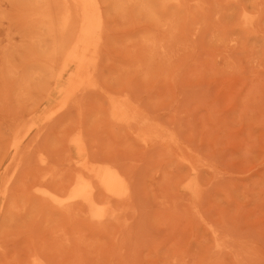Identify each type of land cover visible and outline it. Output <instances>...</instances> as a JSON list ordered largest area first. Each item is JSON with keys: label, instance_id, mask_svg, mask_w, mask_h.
<instances>
[{"label": "rangeland", "instance_id": "1", "mask_svg": "<svg viewBox=\"0 0 264 264\" xmlns=\"http://www.w3.org/2000/svg\"><path fill=\"white\" fill-rule=\"evenodd\" d=\"M23 1L0 0V161L6 150L11 149L12 143L16 142L18 158H15L13 164H16L17 169L19 166L20 170H26V163L21 164L25 149L30 153L27 158L40 165L39 172L43 166L49 165L48 169H43V174L49 177L56 174L57 177L64 172V158H70L76 164L81 162L82 158L76 153V149L70 146L66 151V148L73 138L80 137L83 129H87L85 132L88 131L89 138L86 133L81 136L86 135L94 147L91 144L86 145L89 144L86 138H80L87 147L85 149H90L87 151H91L89 155L96 153V150L104 158L107 156L113 159V155H118V158H123L117 161L119 169L122 164L123 170L128 167L133 173L134 176L129 173L130 176L126 173L127 170L124 172L128 175L126 178L130 176L131 179L127 178L129 182L134 180L132 183L137 187L134 190L137 201L136 198L133 200L137 202V206L130 198L129 209L127 204L123 206L124 209L120 206L117 211L118 207L115 208L118 216L121 209L124 211L115 224L120 225L125 234L131 233L122 235L119 226L120 234L126 237L120 236L114 223L112 227L102 226V229L97 218L92 219L93 225L81 218L64 221L42 208L38 199V196L44 195L53 187L50 189L49 186H41L42 183L37 178L35 186L30 185L34 183L30 182L32 176L29 173L32 172V167L37 168L38 165L30 161L33 164L26 165L30 170L29 173L26 171L27 177L24 178L21 173L16 178L18 181H11L10 187L16 198L13 196V201L10 197L8 202L4 201L6 196L1 195L8 172L0 168V253L5 252L3 254L6 255H0V264H28L27 259L34 253L36 263L43 261L41 257L44 255L50 258L43 264H264V0H170L165 3L148 0L146 8L136 5L140 2L131 0H105V8L101 4L104 0H99L101 15L104 14L102 18H105L104 26L109 24L106 29L111 32L107 29L106 33L105 29L104 35L101 33L103 28L100 27L93 34L94 46L89 53L92 57L89 74L74 83L72 95L68 91L73 81L70 77L73 67L69 65L59 74V57L51 52L55 48L54 34L57 38L56 33H59L57 31L65 15L61 0L57 1L62 8L59 9L60 6L57 5L56 11H53V15L59 13V17L57 15L55 21L50 16L53 17V23L56 22L54 24L48 17L52 14L48 13L52 11V7L50 11L42 4L39 7L35 0H30L28 6L32 4L35 8L29 11L31 6L28 7L26 2L29 14L23 7V3L29 0ZM24 12L31 20H49L48 24L42 21L37 22V25H33L35 21L27 23L26 19L30 20L29 17L24 20L21 18L22 15L27 17ZM107 14L109 18H106ZM74 16L75 14L73 19ZM75 17L79 19L77 15ZM102 18L100 26L103 23ZM50 21L53 24L51 26ZM77 24L75 21L71 24L74 25L73 30ZM48 26L53 32L47 30ZM30 33L36 35L31 36ZM103 39L105 40L102 41ZM133 41L139 44H133ZM58 43L55 41L54 44ZM101 44L105 45V49L100 47ZM129 44L133 45V49L129 48L132 52L127 49ZM31 48H35L42 55L46 54L45 57ZM135 48L140 53L141 60L133 53ZM43 50L44 53H41ZM46 50L56 57V62ZM141 53H146V56ZM132 54L137 57L135 61L134 57L131 58ZM34 59L36 62L33 63ZM96 65L98 68L103 67L102 70L97 71ZM52 72H55V76L53 74L51 77H55L56 84L52 91L53 96L44 92L47 90L45 83L49 82L51 77L48 76ZM38 82L46 87L39 86ZM56 88H62L61 92H55ZM128 88L131 92H128ZM85 91L87 96L84 95ZM79 93L84 96L76 97ZM129 93L140 99L137 101L134 98L137 102L133 104L134 100ZM68 95L66 102L69 104L63 103L64 107H61V99ZM83 97H89V100L85 101ZM174 100L178 106H174ZM137 103L138 106L141 103V108L137 107ZM123 105H128L132 110L134 107L136 110L138 108L137 112L145 115L148 122L122 119L119 111ZM70 106L72 110L68 108ZM106 106L110 108L107 109ZM143 107L151 111L148 113ZM62 110H65L66 115ZM175 111L179 112L178 121V113ZM60 112L63 117L61 115L57 118ZM154 115L163 117L161 120L164 124H160L161 120L155 122ZM53 119L59 124L55 123L53 126L56 122ZM173 120H176L175 123ZM73 123L74 129L65 126H74ZM130 123H135L139 131L135 124L132 128L137 131L130 128ZM117 124L123 126V129L117 127ZM172 127L177 128V131L175 128L171 129ZM70 129L75 131L71 135L68 133ZM63 132L69 135L68 138L61 134ZM60 136L63 138L60 139ZM156 137L169 143L177 140L175 148L168 151L156 145L152 146ZM64 138L66 143L63 142ZM36 139L41 141L37 140L36 143ZM36 144L42 145L44 152ZM183 146L185 149H182ZM20 147L23 150L19 151ZM146 148H150L151 153ZM151 148L159 149L152 152ZM144 150L146 153H142ZM67 153L68 157L65 155ZM61 154L67 157L61 159L65 163L58 160V156H63ZM171 154L173 158L178 157V160L174 158L171 162L168 158ZM36 158L38 161H35ZM56 158L58 162L55 161ZM26 159L23 161L27 162ZM183 163L185 165L182 166ZM125 164L127 167L123 168ZM188 165L197 167L199 173V184L193 186L194 191L185 188L178 181ZM175 168L177 171L180 169V174ZM38 171L36 173L39 174ZM17 172L14 176H17ZM165 172H168L167 175L171 172L177 176L173 174L175 177L172 178L168 175L169 178L166 175L167 180ZM19 178L26 181L21 182ZM127 179L126 193L132 197L130 188L136 187L129 184ZM20 185L31 194V198L27 193L23 194L25 197L22 194V197H17L22 191ZM32 195H36V201ZM61 195L62 193L57 196L60 203L68 200L67 193ZM126 208L128 211L132 208L130 211L135 213L133 215L130 212L132 217L129 216L131 220L136 216L133 222L127 219L130 213L127 215ZM107 210L105 213L112 209ZM126 227L131 228L133 233ZM211 228L217 231L216 239L212 236Z\"/></svg>", "mask_w": 264, "mask_h": 264}, {"label": "bare ground", "instance_id": "2", "mask_svg": "<svg viewBox=\"0 0 264 264\" xmlns=\"http://www.w3.org/2000/svg\"><path fill=\"white\" fill-rule=\"evenodd\" d=\"M52 1H57V0H35V2L38 4V6H39V4H42V6H45L44 8H47L48 10H50V8L52 7V11L51 12H49L48 11V13L50 14V13H52V14H50L48 17H50L51 15L54 17V20H55V17L57 18V15L59 14H55V16L53 15L54 13H53V11L55 10V9H57L56 8V6L58 5V6H60V8L59 9H61L62 8V6L61 5H63V8L65 9V15H64V18H63V20H62V23H61V25H60V27L58 28V31H57V29H56V31L57 32H59V33H56V34H58V35H56L57 36V38H59V41H58V39L55 37V34H54V37L53 38H55V40H54V43H55V41L56 42H59L58 43V45L57 44H54L53 43V39H52V37H51V39H52V42H51V46H53V47H55L54 49H52V53H53V55L54 56H56V57H59V60H60V62H58V64L60 65V63H61V66H60V68H59V74L60 73H62V71L64 70V69H66L69 65L70 66H72L73 68L70 70L71 72H70V74H71V79L73 80L72 82H71V88H70V90L68 91V93H70V95H72L73 94V89H75L74 87V83H76L80 78H82V79H84L85 77H87L88 76V74H89V69H90V66H91V60H92V57L91 56H89V53H90V51H91V49L93 48V46H94V40H93V34L95 33V32H97V31H99L100 30V27H102L103 28V32L101 31V33H104L105 31H106V33H107V29H106V27H107V25H109V24H105L106 25V27L104 26V17L102 18V15H104V14H102L101 15V11H100V6H99V0H59L60 2H61V5L60 4H58L59 2L57 1V2H55L56 3V5H55V3L54 2H52ZM126 1V0H125ZM131 1H133V2H135V3H137V2H140V4H136V5H140L142 8L144 7V8H146L147 6H148V0H131ZM161 3H165V2H167V1H170V0H159ZM172 1H175V2H179V1H181V0H172ZM22 2H24L23 0H22ZM26 2H28L27 3V6H28V4L30 3V0L29 1H25V4L23 3V7H25L26 8ZM32 2V1H31ZM109 2H111V0L109 1ZM109 2H107V4L109 3ZM122 2V1H121ZM53 3H54V5H53ZM123 3V2H122ZM52 4V5H51ZM101 4H104V6H105V0H104V3L103 2H101ZM106 4V5H107ZM110 4V3H109ZM142 4V5H141ZM155 4V3H154ZM51 5V6H50ZM31 6V7H30ZM30 6H28V7H30L29 9H28V7L26 8V11H31V8L32 9H34L33 8V6H32V4H30ZM50 6V7H49ZM65 6V7H64ZM103 6V7H104ZM112 6V5H111ZM115 6V5H114ZM171 6V5H170ZM22 7V8H23ZM40 7V6H39ZM107 6H105V8H106ZM125 7V6H124ZM131 7V6H130ZM129 7V8H130ZM156 8V7H155ZM162 8V7H161ZM166 8V7H165ZM164 8V9H165ZM24 9V8H23ZM28 9V10H27ZM118 9V8H117ZM116 9V10H117ZM167 9V8H166ZM25 10V9H24ZM73 10L75 11V12H73ZM105 10V9H104ZM103 10V11H104ZM157 10V9H156ZM23 11V10H22ZM29 11L27 12V13H29ZM41 11V10H40ZM56 11V10H55ZM54 11V12H55ZM154 11V10H153ZM162 11H165V10H163L162 9ZM161 11V12H162ZM61 12V11H60ZM144 12V11H143ZM25 13V12H24ZM27 13H25V14H27ZM62 13V12H61ZM108 13V12H107ZM248 13V12H247ZM30 14V13H29ZM75 14V16L77 15L78 16V18L79 19H76L77 17H75L74 16V18L75 19H73V15ZM36 15V14H35ZM38 15V14H37ZM112 15V14H111ZM246 15V14H245ZM23 16V17H22ZM21 16V18H23L22 20H24V19H26V18H30V16H28V14H27V17H25V15H22ZM32 17V19H33V16H31ZM41 17V16H40ZM53 17H50V19L52 18L53 19ZM58 17H59V15H58ZM109 18V16H108V14L106 15V18ZM38 18V17H37ZM101 18L103 19V23H102V25L100 26V24H101ZM41 19V18H40ZM39 19V20H40ZM51 19V21H52V23H53V20ZM111 19V18H110ZM28 22L27 23H29V21H31V23H33L32 21H35V20H31V18H30V20L29 19H26ZM37 20V22H40V21H42L43 22V20H40V21H38V19H36ZM78 20V21H77ZM157 20V19H156ZM49 20H47V21H44V22H46V24H48L47 22H48ZM51 21L49 22V25L50 24H52L51 23ZM56 21V20H55ZM78 22V24H77V26H75L74 28H75V30H73V26L74 25H71V24H73V22ZM36 21L33 23V25H37L38 23H37ZM41 22V23H42ZM43 22V23H44ZM26 23V24H27ZM36 23V24H35ZM54 23H56V22H54ZM53 23V24H54ZM151 23H153V22H151ZM52 24V25H53ZM154 24V23H153ZM30 25V24H29ZM57 25V24H56ZM156 25V24H155ZM158 25V24H157ZM27 26V25H26ZM41 26V25H40ZM44 26V25H43ZM51 26V25H50ZM29 27H31V26H29ZM29 27H27V28H29ZM42 27V26H41ZM49 27V26H48ZM47 27V28H48ZM54 27V26H53ZM105 27V28H104ZM109 27V26H108ZM158 27H160V29H161V26H160V24H159V26ZM32 28H35V27H32ZM39 28V27H38ZM46 28V29H47ZM56 28H57V26H56ZM153 28H155L154 26H153ZM53 29H55V28H53ZM106 29V30H105ZM148 29V28H147ZM147 29H146V31H147ZM27 30V29H26ZM35 30H38L37 28H35ZM48 31L49 30H51V28L49 27L48 29H47ZM102 30V29H101ZM105 30V31H104ZM110 29H108V31H109ZM156 30H158V29H156ZM30 31V30H29ZM33 31V30H32ZM41 31V30H40ZM34 32H36V31H34ZM37 32H39V30L37 31ZM43 32V31H42ZM44 32H45V29H44ZM44 32H43V35H46V34H44ZM51 32H53L52 30H51ZM109 32H111V31H109ZM55 33V32H54ZM31 34V33H30ZM30 34H29V37H30ZM39 34V33H38ZM37 34V35H38ZM41 34V33H40ZM48 34V33H47ZM36 35V34H35ZM35 35H32L31 34V36H35ZM103 35V34H102ZM104 35H106L105 33H104ZM161 34H159V36H160ZM68 36V37H67ZM109 36V35H108ZM154 36H156V35H154ZM49 37V38H50ZM64 37V38H63ZM67 39H66V38ZM105 37H107V36H105ZM34 38V37H33ZM32 38V39H33ZM60 38L62 39V42L60 43ZM108 38H110V37H108ZM64 39H65V41H64ZM157 39H158V37H157ZM105 39H103L102 41H104ZM140 41H141V39H140ZM139 41V42H140ZM135 42H136V40H135ZM52 43H53V45H52ZM103 44H104V42H102ZM33 44V43H32ZM38 44V43H37ZM103 44H101V46L100 47H103L104 49H105V45H103ZM133 44H139V43H134V41H133ZM35 45H36V43H35ZM57 45V46H56ZM48 46H50V45H48ZM47 46V47H48ZM99 46V45H98ZM130 46H132V47H130ZM144 46V45H143ZM34 47V46H33ZM43 47H45V46H43ZM46 47V48H47ZM138 47V46H137ZM49 48V47H48ZM95 48V47H94ZM129 48H132L133 49V45H128V50H129V52L131 51ZM33 48H31V50H32ZM136 49V48H135ZM135 49H134V51H133V53H135V55L137 54L138 55V58L140 59V53L138 54L137 53V49H136V51H135ZM144 49V48H143ZM146 49V48H145ZM36 53H38V50H35V48L33 49ZM47 50H49V49H47ZM46 50V51H47ZM107 50V49H106ZM105 50V51H106ZM33 51V52H34ZM39 51H41V49L39 50ZM99 51V50H98ZM138 51H140L141 52V50L139 49V47H138ZM32 52V51H31ZM32 52V53H33ZM49 51H47V53H48ZM127 52V51H126ZM132 52V51H131ZM143 52H145V50L143 51ZM36 53H34L35 54V57H36ZM41 53H44V50L41 52ZM107 53H109V51H107ZM38 54H40V53H38ZM49 54H51V53H48V55ZM58 54H60V56H61V58H60V56H58ZM62 54V55H61ZM100 54H101V56L100 57H102V52H100ZM104 54V53H103ZM106 54V53H105ZM110 54V53H109ZM146 53H144V54H142L141 53V55H145ZM41 56H43V57H45V55H42V54H40ZM47 55V56H48ZM126 55V54H125ZM136 55V56H137ZM39 56V55H38ZM50 56H52V54L50 55ZM54 56H52V58H53V61L54 62H56V57H54ZM105 56V55H104ZM103 56V57H104ZM146 56V55H145ZM49 57V56H48ZM134 57V58H133ZM42 58V57H41ZM52 58H50L51 60H52ZM99 58V57H98ZM108 58V57H107ZM131 58H133L134 59V61H135V58H137V57H135V56H133V54H132V57ZM158 58V57H157ZM46 59V58H45ZM132 59V60H133ZM154 59H156V58H154ZM35 60V59H34ZM42 60H44V58L42 59ZM42 60H40V61H42ZM59 60H57V61H59ZM102 60V59H101ZM100 59H99V61H101ZM141 60V59H140ZM146 60H147V58H146ZM145 60V61H146ZM39 61V60H38ZM39 61V62H40ZM46 61V60H45ZM48 61H50V60H48ZM98 61V63H100ZM131 61V60H130ZM137 61H138V59H137ZM145 61L143 62V63H145ZM34 62H36V60L35 61H33V63ZM53 62V63H54ZM43 63V62H42ZM136 63V62H135ZM141 63V62H140ZM147 63V62H146ZM157 63V62H156ZM162 63V62H161ZM46 64L47 63H45V66H46ZM54 64H56V63H54ZM101 64V63H100ZM99 64V65H100ZM35 65H36V63H35ZM162 65V64H161ZM51 66V65H50ZM58 66V65H57ZM129 66H131V64L129 65ZM32 68V67H31ZM37 68V67H36ZM35 68V69H36ZM96 68L98 69L97 71H101L102 70V68H100V66H99V68H98V66L96 65ZM53 69H55V68H53ZM99 69H101V70H99ZM42 70V69H41ZM52 70V69H51ZM46 71H47V69H46ZM50 71V70H49ZM53 71H55V70H53ZM30 72V71H29ZM37 72V71H36ZM91 73H92V71H90ZM35 73V72H34ZM40 73V72H39ZM47 73V72H46ZM98 73V72H97ZM54 74V76H55V72L53 73L52 72V74L51 75H49L48 76V78H50L52 75ZM100 74V73H99ZM26 75V74H25ZM42 75V74H41ZM29 76V75H28ZM25 77V76H24ZM95 77V76H94ZM94 77H92V78H94ZM98 77H99V75H98ZM98 77H96L97 79H98ZM47 78V77H46ZM47 78V79H48ZM54 78L55 77H51L50 79H49V82H47V83H45V81H42V82H44L45 83V85H47V87L46 86H42V84H41V82H38V83H40L39 84V86L41 85L42 87H46L47 88V90L46 91H44L45 93H47V95L49 94V95H51V96H53L52 95V91H54V88H55V80H54ZM44 79H45V77H44ZM96 79V80H97ZM46 80V79H45ZM48 81V80H47ZM82 83V82H81ZM87 83V82H86ZM89 84V83H88ZM98 84H99V81H98ZM100 85V84H99ZM84 86V85H83ZM40 88V87H39ZM81 88V87H80ZM41 89V88H40ZM39 89V90H40ZM61 89L62 88H59V89H57L56 88V90H55V92H57V93H60L61 92ZM127 89V88H126ZM129 89V88H128ZM38 90V91H39ZM43 90H44V88H43ZM64 90V89H63ZM80 90V89H79ZM78 90V91H79ZM82 90V89H81ZM87 90V89H86ZM106 90V89H105ZM70 91H72V93L70 92ZM107 91V90H106ZM87 92H88V94L90 95V93H89V91L87 90ZM87 92L85 91V93H84V95L85 96H87L88 94H87ZM95 92V91H94ZM109 92V91H108ZM128 92H131V90L129 89V91ZM39 93V92H38ZM76 93V92H75ZM125 93H127V91L125 92ZM43 94V93H42ZM99 94H101V93H99ZM112 94H114V93H112ZM130 94V93H129ZM132 94V93H131ZM130 94V96L133 98V100L134 101H132V99H130L132 102H133V104H134V102L136 101V99H137V101H138V99H140L139 97L137 98V97H134V96H132ZM57 95V94H56ZM66 95V94H65ZM84 96V95H81L80 93L76 96V97H78V96ZM93 95V94H92ZM115 95V94H114ZM118 95V94H117ZM120 95V94H119ZM123 95V94H122ZM116 96V95H115ZM68 97H69V95L65 98V97H63L62 99H61V104L60 105H62L63 103L65 104V103H67L68 101ZM113 97V96H112ZM128 97H129V95H128ZM75 98V97H74ZM84 98V97H83ZM83 98H80L79 100L81 101ZM89 97H85L84 98V100L86 99H88ZM134 98H136V99H134ZM143 99V98H142ZM85 100V101H86ZM89 100V99H88ZM94 100V99H93ZM117 100V99H116ZM125 100V99H124ZM144 100V99H143ZM142 100V101H143ZM67 101V102H66ZM79 101V103H81ZM83 101V100H82ZM108 101V100H107ZM120 101V100H119ZM136 101V102H137ZM109 102V101H108ZM128 102H130V101H128ZM174 102H175V105L174 106H178V105H176L177 103H176V101L174 100ZM82 103H84V102H82ZM125 103V102H124ZM143 103V102H142ZM171 103V102H170ZM63 104V105H64ZM67 104H69V103H67ZM141 104V103H140ZM139 104V106H138V103H137V107H140L141 105ZM145 104V103H144ZM169 104V103H168ZM59 105V106H60ZM61 106V107H64V106ZM71 105H73V104H71ZM81 105V104H80ZM79 105V106H80ZM107 105H108V103H107ZM147 105V104H146ZM155 105H156V103H155ZM74 106V105H73ZM145 106V105H144ZM166 106V105H165ZM171 106V105H170ZM169 106V107H170ZM173 106V105H172ZM60 107V108H61ZM109 108H110V106H108ZM146 107H148V105L146 106ZM146 107H143L144 109L146 108ZM167 107V106H166ZM58 108V107H57ZM59 108V109H60ZM68 108H72L71 106L70 107H68ZM73 108H75V106L73 107ZM80 108H82V106L80 107ZM106 108H107V106H106ZM109 108H107V109H109ZM141 108V107H140ZM161 108H162V106H161ZM174 108H176V107H174ZM173 108V109H174ZM66 109V108H65ZM154 109V108H153ZM165 109V108H164ZM171 109V108H170ZM69 109H67V111H68ZM72 110V109H71ZM70 110V111H71ZM73 110H75V109H73ZM83 110V109H82ZM117 110V109H116ZM134 110V111H133ZM133 110L131 109V107H129L128 105H123L121 108H120V111H119V113H120V115L122 116V119H133V120H136V122H143V121H147L148 119H147V117L145 116V115H142L141 113H139V112H137V110H138V108H137V110L135 109V107L133 108ZM148 110V113L151 111L150 109H148V108H146V111ZM160 110H162V111H164L163 109H160ZM159 110V111H160ZM165 110H167V109H165ZM169 110V109H168ZM63 112L62 113H66L65 112V110H62ZM104 111V110H103ZM133 111V112H132ZM154 111V110H153ZM158 111V112H159ZM174 110H171V112H173ZM77 111H75V113H76ZM82 112H84V110L82 111ZM81 112V113H82ZM175 112H177V111H175ZM61 112H60V115H59V113H58V116H57V118L59 117V116H61L62 115V117H63V114H62ZM109 113V112H108ZM107 113V114H108ZM157 113V112H156ZM160 113H161V111H160ZM169 113V112H168ZM178 114H176V115H178L177 117H176V115H175V117H176V119L179 117V112H177ZM117 114V113H116ZM151 114V113H150ZM152 114H153V112H152ZM66 115V114H65ZM64 115V116H65ZM78 115V114H77ZM174 114L172 113V116H173ZM83 116V115H82ZM109 116V115H108ZM107 116V117H108ZM152 116V115H151ZM156 118H154V119H156V120H154L155 122L156 121H160L161 120V118H163V117H161V116H156V115H154ZM153 116V117H154ZM163 116V115H162ZM54 117H56V116H54ZM84 117V116H83ZM110 117V116H109ZM57 118H56V120H57ZM157 118L159 119V120H157ZM180 118H181V116H180ZM61 119V118H60ZM173 119H174V117H173ZM179 119V118H178ZM178 119H177V121H178ZM53 120H55V119H53ZM55 120V121H56ZM59 120V119H58ZM60 121V120H59ZM81 121H82V118H81ZM174 121V120H173ZM176 121V120H175ZM175 121L173 122V123H175ZM68 122V121H67ZM67 122H65V123H67ZM75 122V121H74ZM84 122V121H83ZM114 122V121H113ZM148 122V121H147ZM162 122V120L160 121V124H164L163 122ZM171 122V121H170ZM47 123V122H46ZM50 123H53V121L52 122H50ZM55 123H58L57 121L56 122H54L53 124V126H55ZM59 124V123H58ZM70 124V123H69ZM69 124H64L67 128L69 127H71V128H75V123H73L74 124V126L73 125H69ZM110 124H116V123H110ZM133 124H135V123H132V125ZM158 124V123H157ZM57 125V124H56ZM69 125V126H68ZM120 124H117V127H120L119 126ZM131 125V123H130V128H132L133 126ZM150 125H151V122H150ZM50 126V125H49ZM73 126V127H72ZM78 126V125H77ZM76 126V127H77ZM82 126L84 127V125H83V123H82ZM82 126H80L81 128H82ZM151 126H153V124L151 125ZM165 126V125H164ZM173 126V125H172ZM175 127L177 126V125H174ZM44 127H45V125H44ZM63 127V126H62ZM114 127H116V126H114ZM122 127V128H121ZM120 128L121 129H123V126H121ZM128 127V126H127ZM175 127H172L171 129H174ZM178 127V126H177ZM65 127H63V129H64ZM120 128H117V129H120ZM129 128V127H128ZM135 128H138V131H139V127H137V125L135 124ZM40 129V128H39ZM45 129H46V127H45ZM45 129H44V133H45ZM62 129V130H63ZM72 129V130H73ZM120 129V130H121ZM133 130H136V129H134V128H132ZM146 129V128H145ZM163 129V128H162ZM176 129V131H177V128H175ZM178 129H179V127H178ZM66 130V129H65ZM64 130V131H65ZM69 130V129H68ZM71 129H70V131H72ZM76 130V129H75ZM87 129H83V131L84 132H81V134H80V137H83V138H86V135L88 136V131H87V133L85 132ZM148 130V129H147ZM152 130V129H151ZM38 131V130H37ZM36 131V132H37ZM67 131V130H66ZM65 131V132H66ZM68 132V133H70L69 135H71V133H74L73 131L72 132ZM126 131L128 132V129H126ZM137 131V130H136ZM141 132V131H140ZM150 132V131H149ZM19 133H21V131L19 132ZM19 133H17V136H18V134ZM35 133V132H34ZM38 133V132H37ZM36 133V135H38ZM86 133V135H84V136H81V135H83V134H85ZM124 133V132H123ZM159 133V132H158ZM161 133V132H160ZM176 133H178V132H176ZM63 136L65 135V133L63 132V133H61ZM129 134V133H128ZM130 134H132L131 132H130ZM129 134V135H130ZM154 134V133H153ZM170 134H173V132L172 133H170ZM20 135H22V134H20ZM34 136H36L35 134H33ZM67 135V136H66ZM66 137L65 138H68V134L66 133ZM128 135V136H129ZM151 135V134H150ZM42 136V135H41ZM40 136V137H41ZM123 136H124V134H123ZM131 136V135H130ZM179 138H180V140L182 141V143H186L184 140H182L181 139V137L179 136V134L177 135ZM80 137H75V138H73L72 139V141L69 143V146H67V148H66V151L70 148V146L72 147V148H74V150L76 149V153L82 158V160H81V162L79 161V164H76L75 162H71V160H70V158L68 159L67 157H68V155H69V153H67V154H65L66 156H64L63 154H61V155H63V156H58V160H60V163H65V162H61L62 160V158H64V157H66L67 159H63V160H66V165L65 164H63L64 166H65V168H64V172L61 174V175H59V176H57L56 177V174H55V176H52V177H49V176H46L45 174H43V173H45L44 171L45 170H43L45 167V169H48L47 168V166L49 167V165H46V166H41V169H42V171L41 172H39L38 171V167L40 166V165H38V164H36V163H34V161H32V160H30V159H28L29 158V151L28 152H26L25 151V149L23 150L22 148L23 147H20V150L19 151H21V149L23 150V152H24V155H25V153H26V158H25V156L24 155H22L21 157H23V159H26L27 160V162H25V161H23V159H22V161H21V164H23V162L24 163H26L25 164V168H26V170H24V169H22L21 168V170L19 169V166H18V169H17V166H16V164L14 163L13 164V162H14V160H15V158L17 159L18 157V154H17V152H18V150H17V148H16V142H13L12 143V148L11 149H9V150H6V152H5V154H4V156L2 157V159H1V161H0V168H3V170L4 171H7L8 173H6L7 174V177H6V179L4 180V183H3V188L1 189V195L2 196H6V197H8V198H6L5 197V199L6 200H4V201H9L8 199L10 198V197H12L13 198V196L15 195V194H13V192H12V189H11V187H10V183H11V181L12 180H15L16 178H18V176L19 175H22L23 174V176H24V178H26L27 176L26 175H28L27 173H29V169L26 167V165L28 166V164L30 163V161H32L34 164H36V165H38L37 166V168L35 169L34 167H32L33 169H35L34 171V174L32 175V173H33V169H32V172L30 171V175L32 176H30L29 175V177L28 178H30L31 180H32V178H33V180L31 181L30 179V182H33L34 184H30L32 187H34L35 186V184H36V178H37V180L40 182V183H42L41 184V186H49V188L50 187H53L52 188V190H50V191H47L44 195H42V196H38V199H39V201L42 203V208H45V209H47L48 211H49V213H51V214H54V216L57 218V219H67V220H69V219H82V221H84V222H88V223H90L91 225H93L92 224V219H94V218H97V219H99V225H101V228H102V226H104V228H106V227H108L109 225H111L110 227H112L113 225V223L115 224V223H117V221L116 220H118L119 221V219H121L119 216L121 215L122 216V212H124L123 211V209H124V207H125V204H127L128 206H127V208L129 207V202L131 203V201H129L130 200V198H131V200H132V203H134L133 202V200L135 199L136 201H137V197H136V191L134 192V190H137V187H136V185H134L133 183H134V180H132L131 181V183L129 182L130 180H128V179H131L130 178V176L132 175V176H134L133 175V173L132 172H130V170L128 169V167H127V165L125 164V165H123V168H125V167H127V168H125L126 170H127V174H129L130 176H129V178L127 179L125 176H128L126 173L124 174V172L126 171V170H123L122 168H121V166H122V164H120V169H119V163L117 162V161H119V158H118V155L117 156H115V155H113V159H111V158H108L106 155H104V156H106V158H104L102 155H99V152H97V150H96V153H92V154H88L89 152L91 153V151H89L88 153H87V151L88 150H90L89 148L88 149H85V148H87L85 145H84V141L82 140V138H80ZM61 138H63V137H61L60 136V139ZM64 138V140L65 141H63L64 143H66L67 141H66V139ZM88 138H89V136H88ZM127 138V137H126ZM132 138V137H131ZM136 139V137H134L133 136V139ZM154 138V137H153ZM166 138V137H165ZM41 139V138H40ZM40 139H36V143H37V140L38 141H41ZM137 140V139H136ZM87 141H89V140H87V138H86V142ZM176 141L177 140H171L170 142L171 143H169V142H164V140H162V139H159V138H155L154 139V141H152V146H155L156 145V147L158 146V147H162L163 149H166V150H168V151H170V150H173V148H175V143H176ZM138 143H139V141H137ZM39 143V142H38ZM91 144V142L89 141V144H86V145H90ZM151 144V143H150ZM158 144V145H157ZM38 144H36V146H37ZM62 145V144H61ZM92 145V147H94V145L93 144H91ZM130 145V147L132 148V145L131 144H129ZM139 145V144H138ZM141 145H142V143H141ZM145 145V144H144ZM189 145V144H188ZM40 145H38L37 147L38 148H40L41 149V151H43V146L41 145L40 147H39ZM185 146V145H184ZM184 146H183V148L182 149H185L184 148ZM187 146V145H186ZM190 146V145H189ZM36 147V148H37ZM92 147H91V149H92ZM129 147V148H130ZM168 147H170V148H168ZM178 147H179V145H178ZM9 148V147H8ZM32 148H33V146H32ZM30 149V151L32 152L33 151V149ZM34 148H35V146H34ZM37 148V149H38ZM190 148H191V150L193 151V148L190 146ZM36 149V150H37ZM40 149H39V152H40ZM157 149H159V148H157ZM156 148L155 149H153V148H151V151L153 152L154 150H157ZM181 149V150H182ZM146 150H147V148H146ZM146 150H144L142 153H146ZM38 151V150H37ZM95 151V150H94ZM142 151V150H141ZM149 151V153H151L150 152V148L147 150V152ZM167 151V152H168ZM22 152V153H23ZM38 152V153H39ZM44 152V151H43ZM64 152H65V148H64ZM182 152V151H181ZM187 152V151H186ZM20 153V152H19ZM27 153H28V155H27ZM41 153V152H40ZM61 153V152H60ZM63 153V152H62ZM98 153V154H97ZM188 153V152H187ZM194 153V152H193ZM170 154V153H169ZM169 154H168V156H169ZM173 154V153H172ZM171 154V155H172ZM177 154H178V152H177ZM195 154V153H194ZM109 156H110V154H108ZM170 155V156H171ZM175 155H176V153H175ZM184 155H186L185 153H184ZM188 155V154H187ZM190 155V154H189ZM100 156V157H99ZM112 156V155H111ZM167 156V157H168ZM50 157H52V155L50 156ZM102 157V158H101ZM115 157V158H114ZM172 157V158H171ZM171 157H168V158H170L171 159V162H172V160L175 158L176 160H178V157L176 158V157H174L173 158V155L171 156ZM183 157V156H182ZM49 158V157H48ZM104 158V159H103ZM116 158H118V159H116ZM189 158H190V156H189ZM191 158H193V156L191 157ZM37 159V160H36ZM35 159V161H38V158H36ZM47 159V158H46ZM121 160L123 159V158H120ZM169 159V160H170ZM29 160V161H28ZM168 160V159H167ZM167 160H166V163H167ZM182 160V159H181ZM194 160V159H193ZM49 161V160H48ZM48 161L46 162V164L48 163ZM55 161H57V158H56V160ZM31 162V163H32ZM50 162V161H49ZM58 162V161H57ZM170 162V161H169ZM178 162V161H177ZM30 163V164H31ZM32 163V164H33ZM38 163V162H37ZM121 163H126V162H121ZM175 163V162H174ZM30 164H29V166H30ZM31 164V165H32ZM180 164H181V161H180ZM24 165V164H23ZM53 166H54V163L52 164ZM59 165H61V164H59ZM169 165V164H168ZM183 165H185L184 163L182 164V166ZM187 165V164H186ZM125 166V167H124ZM194 166H195V164H194ZM194 166H187L186 167V169L184 170L185 172L184 173H182L183 175H181L180 177H179V179H178V181H179V183H183V185H184V187L185 188H187V189H189L190 191H194V189H193V186H197L198 184H199V176H198V169H196ZM52 167V166H51ZM63 167V166H62ZM166 167H167V165H166ZM56 168V167H55ZM63 169V168H62ZM18 170H20V172L17 171ZM23 170L25 171V172H23ZM129 170V171H128ZM174 170H176L177 171V169L175 168ZM26 171H28L27 173H26ZM39 172V174L38 173H36V172ZM173 171V170H172ZM175 171V173L177 174V172L180 174V169H179V171H177L176 172ZM15 172H17L16 174H17V176H14V173ZM22 173V174H21ZM40 173H42V175L40 174ZM53 173V172H52ZM58 173H60V172H58ZM163 173H164V171H163ZM166 173V172H165ZM168 173V172H167ZM167 173L166 174H164V176H165V179H167V177H166V175H167ZM170 173V175L169 176H172V178L173 177H175V176H177L175 173H173V174H175V176L171 173V172H169ZM4 174H5V172H4ZM15 174V175H16ZM53 175H54V173H53ZM163 175V174H162ZM167 175V176H168ZM15 178H14V177ZM168 176V177H169ZM21 177V176H20ZM55 177V178H54ZM14 178V179H13ZM23 178V179H24ZM127 179V181L129 182V184H132V186L134 187H136V189H131L132 187H131V185L129 186V187H131L130 188V191H131V193L132 194H134V195H132L131 193H130V195L132 196V197H129L128 195H127V193H126V179ZM170 178V177H169ZM22 180L21 182H25L26 181V179L25 180H23L22 178H19V180ZM3 180V179H2ZM17 181H18V179H16ZM15 180V181H16ZM168 180V179H167ZM14 182V181H13ZM13 182H12V184H13ZM38 182V183H39ZM133 182V183H132ZM1 183H2V181H1ZM37 183V184H38ZM40 183H39V186H40ZM21 184H23V183H21ZM136 184V183H135ZM24 185H26L25 183H24ZM181 185V184H180ZM2 186V185H1ZM0 186V187H1ZM12 186V185H11ZM21 186V185H20ZM30 186V188H32ZM23 187V188H22ZM28 187H29V185H28ZM134 187V188H135ZM177 187V186H176ZM179 187V186H178ZM21 188V189H20ZM20 188H18V189H20V191H21V193H18L17 195V197H20L21 196V194H22V196L23 197H25L26 195H23V194H29L28 196H29V198H31V194L30 193H28V192H26V190H25V188H24V186H21ZM51 189V188H50ZM23 190H25V191H23ZM198 190V189H197ZM27 191H30V190H27ZM129 191V192H130ZM9 192H10V194H9ZM23 192V193H22ZM62 193V195L61 196H63V193H67L68 194V200H66L65 202H63V203H60L59 201H58V194H61ZM9 194V195H8ZM182 194V193H181ZM195 194H196V190H195ZM20 195V196H19ZM183 195H185V194H183ZM21 196V197H22ZM60 196V197H61ZM134 196V197H133ZM178 196H180V195H178ZM15 197V196H14ZM32 197L35 199V201H36V195H32ZM16 198V197H15ZM180 198H181V196H180ZM10 200H11V198H10ZM13 201H14V198L12 199ZM13 201H11V202H13ZM7 204V203H6ZM10 204V203H9ZM10 206V205H9ZM11 206H12V203H11ZM123 207V209H121L120 211H122L121 213H120V215L118 216V214L115 212L116 211V207H118L117 208V211L119 210V207ZM133 206V205H132ZM135 206H137V202H135ZM134 207V206H133ZM132 207V208H133ZM112 209V210H110V212H107V213H105V211H106V209ZM125 209V210H127L126 211V213H127V215H128V212L130 213L131 211H132V208L128 211V209ZM107 210V211H108ZM134 210V209H133ZM137 210V209H136ZM119 213V212H118ZM126 213H124L125 214V216H127L126 215ZM132 214H133V212H131ZM131 213H130V215H128V218L127 217H125V218H127V219H130L132 216H131ZM124 214H123V217H124ZM136 214H137V212H136ZM133 215H135V213L133 214ZM129 216H131V217H129ZM119 218V219H118ZM135 218H136V216H135ZM134 218V219H135ZM134 219H130V221L131 222H133V220ZM64 221H66V220H64ZM116 221V222H115ZM129 221V222H130ZM120 222H121V220H120ZM95 224V223H94ZM119 224H121L122 225V223H119ZM116 225V224H115ZM118 225V224H117ZM116 225V228H118L117 230L118 231H120L121 229H122V227L120 226V225H118L117 226ZM129 225V224H128ZM131 226H133V223H131L130 224ZM94 226H96V225H94ZM121 228H120V227ZM115 227V226H114ZM128 227V226H127ZM126 227V229L129 231L131 228H127ZM99 228V227H98ZM119 228H120V230H119ZM133 228V227H132ZM103 229V228H102ZM112 230H114L113 228H112ZM123 230L124 229H122L121 231L123 232ZM121 231L119 232V234L121 233ZM131 232H132V229L130 230ZM127 232V231H126ZM216 230H214V228L212 229L211 228V233L213 234L212 236H215L214 238L216 239ZM130 233V232H129ZM128 233V234H129ZM133 233V232H132ZM118 234V235H119ZM122 235H124L125 233L123 232V233H121ZM120 234V236H122ZM128 234H125V235H128ZM131 234V233H130ZM130 236V235H129ZM122 237H126V236H122ZM121 237V238H122ZM131 237V236H130ZM219 237V235L217 236V238ZM129 238V237H128ZM123 239V238H122ZM125 239V238H124ZM221 239V237L220 238H218V240H220ZM222 243H223V241H222ZM221 243V244H222ZM213 244V243H212ZM215 245V244H214ZM214 245H213V247L212 248H214ZM222 246V245H221ZM218 250H220V249H218ZM42 252V251H41ZM2 253V252H1ZM0 253V255L1 256H4V254L3 253H5V252H3L2 254ZM43 253V252H42ZM42 253H39V254H41L42 255ZM38 254V255H39ZM41 255L39 256V257H41ZM43 255H44V253H43ZM0 256V257H1ZM6 256V255H5ZM4 256V257H5ZM30 256V255H29ZM41 259H43V261H41V260H39L37 263H36V253H34V254H32L31 255V257H29L28 259H27V262H28V264H43V262H46V261H49L50 260V258H48L46 255H44L43 256V258L41 257ZM3 260H4V258H3Z\"/></svg>", "mask_w": 264, "mask_h": 264}]
</instances>
